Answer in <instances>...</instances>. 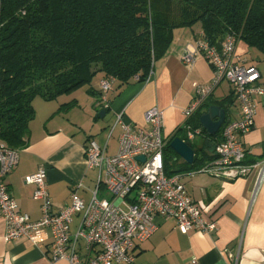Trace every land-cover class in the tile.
<instances>
[{"label":"crops","instance_id":"0c3cea01","mask_svg":"<svg viewBox=\"0 0 264 264\" xmlns=\"http://www.w3.org/2000/svg\"><path fill=\"white\" fill-rule=\"evenodd\" d=\"M201 30L200 23L175 29L170 47L155 60L152 74L144 81L122 87L115 83L107 95L109 105L102 99L100 89L103 72L97 83L70 94L54 100L34 99L35 117L30 122L27 143L20 150L17 167L6 178L22 211L28 212L32 219L41 217V203L33 197L35 186L25 182V177L41 165L47 169L46 180L55 210L71 203V186L76 181L84 183L78 194L89 202L97 185V170L88 166L84 146L88 139H95L106 146L108 154H116L122 132L121 124L117 123L120 113L126 122L146 125L145 112L149 108L163 109L162 132L167 139L188 122L201 125L197 111L186 117L183 110L195 97V84L211 82L214 69L203 56L190 65L182 61L187 44H194ZM237 53L242 64L258 67L264 85V55L243 40L238 42ZM227 97L225 105L218 103ZM206 101L225 108L227 122L240 118V107L229 81H221ZM69 102L74 103L72 108L60 110ZM255 104V125L241 136L248 162L264 158V95H257ZM207 109L203 106L200 111ZM185 129L180 137L188 140ZM211 141L208 133L191 140L195 148H203L208 156H213L215 148ZM176 157L180 165L186 162ZM259 179L258 171L237 180L186 172L182 182L188 194L201 209H208L204 215L216 220V230L210 234L185 230L177 226L174 218L158 216L156 232L147 241L135 244L133 261L118 264H234L238 252L239 264H264V175ZM98 197L107 201L111 195L102 187ZM81 218L82 213L74 216L71 234L77 231ZM5 232L6 223L0 212V264H69L66 260L51 261L53 239L49 229H46L48 238L37 244L24 237L7 240ZM79 251L86 255L83 240H79Z\"/></svg>","mask_w":264,"mask_h":264},{"label":"built area","instance_id":"2783aa9c","mask_svg":"<svg viewBox=\"0 0 264 264\" xmlns=\"http://www.w3.org/2000/svg\"><path fill=\"white\" fill-rule=\"evenodd\" d=\"M239 41V35L229 31L218 46L201 30L195 43L187 44L182 54V61L189 65L203 56L214 69L211 82L195 84V97L183 110L186 117L196 112L223 80L232 84L241 111L239 119L224 125L222 138L215 147V158L189 173H208L223 180H237L256 171L259 180L264 175V158L246 161L248 151L241 139L255 125V97L264 95V85L256 65L241 63L237 53ZM116 82L115 76H104L100 80L105 103ZM164 114L159 107L149 108L145 112L146 125L126 122L123 113L118 114L117 123L121 124L122 132L114 155L108 154L106 146L95 139H88L84 154L88 166L97 170V185L89 202L78 194L84 183L76 181L71 186V203L55 210L46 167L41 165L36 172L27 175L25 182L35 186L33 197L41 203L39 219H32L28 212L21 210L6 181L19 163L21 149L0 139V212L6 223L5 238L24 237L37 244L48 238L46 229H49L53 239L52 262L118 264L133 261L135 244L147 241L156 232L158 216L174 218L177 226L185 230L207 234L215 231L216 220L205 217L208 209H201L195 203L182 182L186 172L172 175L165 172L164 151L169 139L162 132ZM186 127L190 141L203 134L201 127ZM139 156L145 160L138 159ZM102 187L111 195L107 201L98 197ZM78 213H82V218L77 231L71 234L70 227ZM79 240L84 241L85 256L79 251ZM239 261L238 252L234 264Z\"/></svg>","mask_w":264,"mask_h":264},{"label":"trees","instance_id":"16d2710c","mask_svg":"<svg viewBox=\"0 0 264 264\" xmlns=\"http://www.w3.org/2000/svg\"><path fill=\"white\" fill-rule=\"evenodd\" d=\"M197 23L212 44L219 46L234 31L264 55V0H0V139L23 148L35 117L34 99L70 94L97 72L115 76L118 87L146 80L174 30ZM73 106L69 102L60 110ZM226 122L215 135L188 124L208 133L215 148ZM185 127L176 129L165 147L167 175L193 171L215 158L192 143L194 163L175 168L170 142Z\"/></svg>","mask_w":264,"mask_h":264},{"label":"water","instance_id":"95a60500","mask_svg":"<svg viewBox=\"0 0 264 264\" xmlns=\"http://www.w3.org/2000/svg\"><path fill=\"white\" fill-rule=\"evenodd\" d=\"M104 112L105 110H102L101 114L103 115ZM226 119V109L221 107L220 105L213 104L210 105L206 111L202 112L200 116V123L210 135H215L220 131L221 127L226 122ZM170 146L184 161L189 164L194 163L196 153L190 140H185L182 137L177 136L171 140ZM138 159L143 161L145 160L143 156H139Z\"/></svg>","mask_w":264,"mask_h":264},{"label":"rangeland","instance_id":"374dc122","mask_svg":"<svg viewBox=\"0 0 264 264\" xmlns=\"http://www.w3.org/2000/svg\"><path fill=\"white\" fill-rule=\"evenodd\" d=\"M101 75H102V74H100V72H97V73L94 75V77H93V79H92V82H93V83H97V82L100 80ZM92 82H91V83H92ZM88 85H89V84H87L86 86H88ZM175 157H176V156H175ZM179 165H180L179 162L176 163V164H175V168H178Z\"/></svg>","mask_w":264,"mask_h":264}]
</instances>
